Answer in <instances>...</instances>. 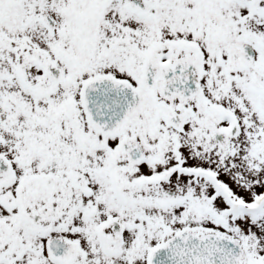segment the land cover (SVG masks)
I'll use <instances>...</instances> for the list:
<instances>
[{"label":"snow or ice","instance_id":"1","mask_svg":"<svg viewBox=\"0 0 264 264\" xmlns=\"http://www.w3.org/2000/svg\"><path fill=\"white\" fill-rule=\"evenodd\" d=\"M0 264H264V0H0Z\"/></svg>","mask_w":264,"mask_h":264}]
</instances>
